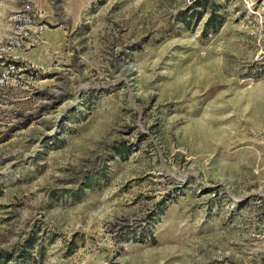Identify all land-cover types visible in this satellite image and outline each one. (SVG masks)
Instances as JSON below:
<instances>
[{
    "label": "rangeland",
    "instance_id": "374dc122",
    "mask_svg": "<svg viewBox=\"0 0 264 264\" xmlns=\"http://www.w3.org/2000/svg\"><path fill=\"white\" fill-rule=\"evenodd\" d=\"M249 4L0 0V264H264Z\"/></svg>",
    "mask_w": 264,
    "mask_h": 264
},
{
    "label": "built area",
    "instance_id": "2783aa9c",
    "mask_svg": "<svg viewBox=\"0 0 264 264\" xmlns=\"http://www.w3.org/2000/svg\"><path fill=\"white\" fill-rule=\"evenodd\" d=\"M248 6H249V10L258 16L259 23L264 24V0H258L257 8L253 4H249ZM13 21L14 23H16L18 19L14 18ZM45 25L46 24L44 22H40L39 24L36 25V27H38V30L40 29L42 30L43 26ZM10 43L12 44L11 41ZM6 48H9V47L6 46ZM13 70H14V64H12V62H7L4 69L0 73V79L2 80L3 78L7 77V75L13 72Z\"/></svg>",
    "mask_w": 264,
    "mask_h": 264
}]
</instances>
